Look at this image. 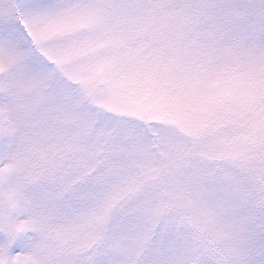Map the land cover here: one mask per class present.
<instances>
[{"label": "snow or ice", "instance_id": "1", "mask_svg": "<svg viewBox=\"0 0 264 264\" xmlns=\"http://www.w3.org/2000/svg\"><path fill=\"white\" fill-rule=\"evenodd\" d=\"M0 264H264V0H0Z\"/></svg>", "mask_w": 264, "mask_h": 264}]
</instances>
